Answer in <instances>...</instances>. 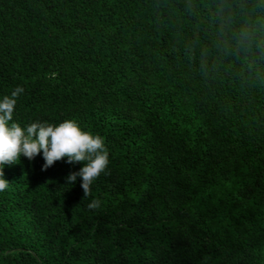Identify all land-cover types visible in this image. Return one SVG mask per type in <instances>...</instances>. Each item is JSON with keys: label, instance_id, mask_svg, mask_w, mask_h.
Segmentation results:
<instances>
[{"label": "trees", "instance_id": "obj_1", "mask_svg": "<svg viewBox=\"0 0 264 264\" xmlns=\"http://www.w3.org/2000/svg\"><path fill=\"white\" fill-rule=\"evenodd\" d=\"M13 122L74 120L106 173L6 166L0 264H264V0H0ZM98 199V209L88 204Z\"/></svg>", "mask_w": 264, "mask_h": 264}, {"label": "clouds", "instance_id": "obj_2", "mask_svg": "<svg viewBox=\"0 0 264 264\" xmlns=\"http://www.w3.org/2000/svg\"><path fill=\"white\" fill-rule=\"evenodd\" d=\"M24 89L17 87L10 96L0 100V192L9 187L5 179L6 166L20 162L21 156L29 161L42 154V171L52 167L57 161L82 164L79 171L66 177V184L73 185L77 178L82 180L84 197L91 194V186L102 173H106L109 152L105 140L100 135L81 130L74 120H65L59 125L47 122H33L26 128L13 122L17 100ZM98 199L88 204L89 209H98Z\"/></svg>", "mask_w": 264, "mask_h": 264}]
</instances>
